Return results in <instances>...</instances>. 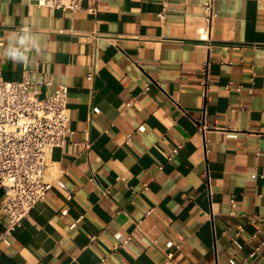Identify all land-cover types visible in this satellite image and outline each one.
<instances>
[{
  "label": "crops",
  "instance_id": "crops-1",
  "mask_svg": "<svg viewBox=\"0 0 264 264\" xmlns=\"http://www.w3.org/2000/svg\"><path fill=\"white\" fill-rule=\"evenodd\" d=\"M208 1L0 0V77L65 84L70 117L0 264H264V0H215L211 27Z\"/></svg>",
  "mask_w": 264,
  "mask_h": 264
},
{
  "label": "built area",
  "instance_id": "built-area-1",
  "mask_svg": "<svg viewBox=\"0 0 264 264\" xmlns=\"http://www.w3.org/2000/svg\"><path fill=\"white\" fill-rule=\"evenodd\" d=\"M83 1L38 0V3L52 9L78 12L82 10ZM205 10V22L211 27L216 16L215 0L206 2ZM159 16L165 18L164 13ZM208 67L209 63H206L202 71V85L206 90L211 86ZM94 76V73H89L87 79L92 81ZM41 85L53 88V92L42 98L30 70H26L24 77L18 81L0 77V188L6 194L0 212L9 219L6 228L0 232V243L11 239L34 206L52 188L45 177L48 150L64 147L68 143V87L55 84L47 76ZM228 88L233 89V84ZM235 89L239 91L241 86ZM179 149L176 147L171 151L168 161L174 159ZM77 225L78 221L73 222L70 228L75 229ZM96 239L97 236H93L90 241L93 243ZM131 241V236L117 234L114 251L127 246ZM172 257L173 254H169L166 264L172 261ZM102 264H107L106 260Z\"/></svg>",
  "mask_w": 264,
  "mask_h": 264
},
{
  "label": "clouds",
  "instance_id": "clouds-1",
  "mask_svg": "<svg viewBox=\"0 0 264 264\" xmlns=\"http://www.w3.org/2000/svg\"><path fill=\"white\" fill-rule=\"evenodd\" d=\"M21 42H23V41H21ZM10 55H12L13 57H15V56H17V55H18V53H17V52H15V51H12V52L10 53Z\"/></svg>",
  "mask_w": 264,
  "mask_h": 264
}]
</instances>
